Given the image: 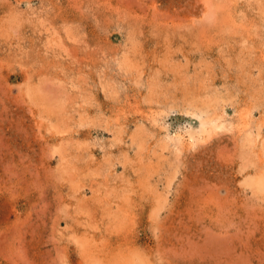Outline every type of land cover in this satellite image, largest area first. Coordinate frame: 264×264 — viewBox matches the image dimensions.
<instances>
[{
	"label": "rangeland",
	"instance_id": "obj_1",
	"mask_svg": "<svg viewBox=\"0 0 264 264\" xmlns=\"http://www.w3.org/2000/svg\"><path fill=\"white\" fill-rule=\"evenodd\" d=\"M0 264H264V0H0Z\"/></svg>",
	"mask_w": 264,
	"mask_h": 264
}]
</instances>
